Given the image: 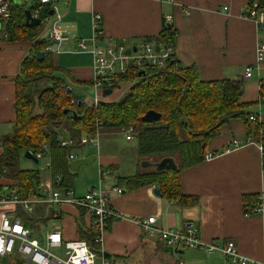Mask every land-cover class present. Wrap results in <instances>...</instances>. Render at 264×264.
<instances>
[{
  "label": "crops",
  "instance_id": "obj_1",
  "mask_svg": "<svg viewBox=\"0 0 264 264\" xmlns=\"http://www.w3.org/2000/svg\"><path fill=\"white\" fill-rule=\"evenodd\" d=\"M3 1L12 4L20 2L24 9L40 8L41 24L45 21L49 26L42 36L40 32V39L47 42L46 48L53 46L51 50L45 48L42 52L52 54L58 67H67L78 81L76 84L88 82L92 85L93 56L78 52V42L91 40L95 13L102 16L104 32V38L97 42L99 46L121 41L136 45L149 38L155 39L170 17L166 22L176 31L174 46L178 65L181 68L195 67L204 82L241 80L243 91L240 100L249 105L245 112L250 114L249 117L256 114L259 121L255 123L264 126V100L260 96L264 72L254 70L252 78L243 80L246 67L256 63L258 38L261 35L254 21L242 17L250 0H51L54 8L49 3L42 5L40 0H0ZM225 7L228 9L225 10ZM56 15L61 16L59 25L69 36L68 41L60 45L48 40L50 24ZM8 21L0 20V137L13 130L16 120L15 80L24 60L33 54L31 42L5 40L4 30ZM86 63L88 66L83 65ZM60 77L61 86L67 88L68 84L61 74ZM248 135L249 130L243 119L230 120L221 127L219 136L208 142L207 152L218 153L217 156L181 173L182 195L198 198L199 204L196 206L182 207L180 203H172L175 199L157 196L154 190L158 187L155 185L137 190L123 187L122 195L108 190L118 218L107 223L103 241L99 243L101 253L108 256L112 264H228L222 255H208L198 250L166 249L157 235L144 233L139 224L154 216L159 229L182 230L196 225L200 228L202 241H233L244 256L264 263V211L260 215L244 214L243 199L248 195L260 197L264 208L263 153L260 145L252 139L251 142L247 141ZM234 140L242 144L228 151ZM109 141L114 142V139L109 137ZM126 141L132 142L133 139ZM90 149L93 151L88 152ZM95 150L85 147L78 156H97L96 162L88 167L98 163L99 187L106 183L111 188L116 184L117 177H132L148 172L154 168L143 167L142 163H158L163 159L157 157V161H152L151 158L144 160L136 157L129 166L130 172L121 173V165L115 156H101ZM2 153L0 145V156ZM33 154L38 162L42 160L38 152ZM24 158L35 163L26 158L25 153L21 157L22 168ZM44 164L39 169V192L43 197L32 196L29 199H46L52 193L54 177L51 170L44 169ZM23 169L34 170L31 167ZM77 172H72V186L64 184L63 187L76 190L73 179ZM107 175L113 176L109 182ZM16 185L15 181L0 174V195L17 194ZM90 189L97 188L88 187L84 193ZM3 211L19 218L40 239L47 232L59 229L65 240H81L85 232L80 229L94 230L92 216L70 204L51 205L43 202L30 209L19 204L0 205V214ZM0 264L28 263L23 258L15 257L0 258Z\"/></svg>",
  "mask_w": 264,
  "mask_h": 264
},
{
  "label": "trees",
  "instance_id": "obj_2",
  "mask_svg": "<svg viewBox=\"0 0 264 264\" xmlns=\"http://www.w3.org/2000/svg\"><path fill=\"white\" fill-rule=\"evenodd\" d=\"M250 2H258L264 7V0ZM11 10L12 17L4 30L8 35L5 40L31 42L33 52L22 63L15 80L16 120L13 130L0 137L3 148L0 174L16 182L20 199L43 197L39 192L41 170H26L20 165L25 153H37L47 144L52 176H61L63 185L72 186L70 155L83 149V137L98 132L101 135L103 130L122 132L133 128L141 158L172 157L177 165L176 169H152L132 177H117V185L131 190L155 185L163 198L180 199L182 207L196 206L199 199L182 195L181 173L205 162L208 142L218 137L221 127L232 119H243L249 138L262 146L264 168V126L250 121V114L245 112L249 105L240 100L241 80L204 82L195 67L176 70L177 62L174 61L163 69H149L147 76L134 84L119 102L72 103L75 99L65 94L60 74L73 82L78 81L69 70L55 64L52 54L44 52V58L37 60L36 54L45 51L47 42L40 39L39 27L26 26L23 6L14 3ZM175 38L176 31L166 21L160 35L155 37L162 43H174ZM137 77L138 71H131L120 80L130 81ZM260 96L264 100V81ZM149 112L158 113L160 119L146 122L144 118ZM63 138L70 139L72 145L63 148L60 145ZM243 202L245 216L257 215L251 208L260 203V197L248 195ZM80 231L85 232L81 240L87 241L92 251L110 259L101 253L100 244L95 242V230Z\"/></svg>",
  "mask_w": 264,
  "mask_h": 264
},
{
  "label": "built area",
  "instance_id": "obj_3",
  "mask_svg": "<svg viewBox=\"0 0 264 264\" xmlns=\"http://www.w3.org/2000/svg\"><path fill=\"white\" fill-rule=\"evenodd\" d=\"M41 4H50L54 8L51 0H40ZM12 3L10 1L0 2V20L8 21L12 17ZM228 7H225V10ZM40 8H35L32 15L35 18L40 17ZM244 19L254 21L258 30L261 32L257 44V58L254 65L246 67L243 80L253 77L254 70L258 73L264 72V7L258 2H250L242 16ZM170 17L166 19L169 21ZM61 16H54V20L50 24L48 40L54 45L68 41L69 36L60 27ZM102 16L95 13L92 18L93 35L89 42L80 40L78 42V52L90 53L93 56L92 67V85L98 90L93 105H98L102 101L101 91L109 89L111 95L115 92H121L123 95L138 81L139 72L145 70L148 72L151 68L163 69L169 62L176 60V50L174 43H162L153 40H143L141 43L133 45L126 41L115 42L113 44L99 46L98 40L104 38L102 30ZM7 33L4 38L7 39ZM52 47H47L51 50ZM181 67L177 63L176 70ZM131 71H138V77L135 80L121 81L120 78L127 75ZM147 76V75H146ZM63 87V86H62ZM65 88V87H63ZM65 94L70 96L71 90L65 88ZM110 95V96H111ZM109 97V96H107ZM73 100L72 103H75ZM250 121L258 122L256 114L250 116ZM133 128H130L127 140L132 139ZM251 142L249 138L247 140ZM83 149L90 147L99 149L100 133L88 135L82 138ZM242 142L234 140L227 149L232 150L240 146ZM258 144V143H257ZM60 145L65 148L72 145L70 139H64ZM260 145V144H258ZM261 149L262 146L260 145ZM82 149L75 150L70 155V160L77 159ZM218 153H207L205 161L217 156ZM38 155L45 161L44 169L51 170V158L48 145H44L43 149L38 151ZM6 173V171H4ZM63 179L61 176H55L53 182V190L51 195L46 198H34L22 200L17 194L10 196L0 195V205L19 204L25 209L32 206L47 202L53 204H70L84 210L92 216L93 228L95 230V242L101 243L107 228L109 220L118 218V214L110 200L109 193L98 192L97 189H90L88 192L80 195L73 188L63 187ZM110 193L122 195L124 190L121 186L114 184L110 189ZM179 203L180 199L172 203ZM254 214L260 215L264 208L260 199V203L251 208ZM157 218L149 217L139 222L144 233L157 235L168 250L176 251L178 249L198 250L208 255H222L228 264H264L256 260L244 256L238 246L233 241L213 240L208 243L202 241L200 236V228L196 225H190L184 229H159L156 227ZM64 251L63 256L54 253L53 250ZM20 257L28 264H112L110 260L102 255L98 256L92 251L88 242L85 240H65L59 229L47 232L43 238H37L33 235L32 230L28 228L22 221L9 214L6 211L0 214V258L14 259ZM180 264H183L182 262Z\"/></svg>",
  "mask_w": 264,
  "mask_h": 264
},
{
  "label": "rangeland",
  "instance_id": "obj_4",
  "mask_svg": "<svg viewBox=\"0 0 264 264\" xmlns=\"http://www.w3.org/2000/svg\"><path fill=\"white\" fill-rule=\"evenodd\" d=\"M40 27L41 36L45 31L48 30L49 26L48 24L43 21V24ZM48 26V27H47ZM139 44V43H137ZM65 59H68L65 57ZM68 64V62H67ZM84 66H88V63L83 64ZM63 68V67H62ZM83 68V67H81ZM63 69L69 70L67 67H64ZM84 69V68H83ZM61 76L64 78V81L66 84H68V89L71 90V95L74 97V99L78 102H83L86 104H92L95 101L96 94L98 90L93 86L90 85V83H73L69 82V80L61 74ZM108 95H104V91H101V97L102 101L104 102H114V101H121L123 99V94H120V92H115L113 95L107 97ZM130 134L127 131H111V130H103L101 131L100 135V145L99 149H96L95 151L101 156H115L118 159V163L121 165V173L130 172L129 166L134 163V159L137 157L139 158V147H138V141L133 137L132 135V142L126 141L127 135ZM109 137H112L114 139V142L109 141ZM93 150L90 149L88 152H92ZM141 158V157H140ZM157 157H152V161H157ZM143 159V158H142ZM146 160V159H144ZM45 163L44 160H40V162L32 163L30 161L23 160L22 166L23 168L31 167L33 169H40L41 166ZM141 164V163H140ZM98 163L94 165V167H88L84 166L82 167V170H79L77 174L75 175L73 182L74 186L76 188V191L78 194H83L88 187H96L98 192L106 193L110 189V185L103 184V187L100 186V176H99V167H97ZM127 170V171H126ZM107 170L105 169V172ZM151 171V170H148ZM47 175V173H44ZM119 174V172L117 173ZM48 176V175H47ZM108 181H110V178H112V175H107ZM11 194L7 195L10 196ZM54 253H57L58 255L63 256L65 254L64 251H58L53 250Z\"/></svg>",
  "mask_w": 264,
  "mask_h": 264
},
{
  "label": "water",
  "instance_id": "obj_5",
  "mask_svg": "<svg viewBox=\"0 0 264 264\" xmlns=\"http://www.w3.org/2000/svg\"><path fill=\"white\" fill-rule=\"evenodd\" d=\"M32 1H34V0H32ZM18 4L20 6H23L20 2ZM25 17H26V21H25L26 26L30 27V28H37L40 26V24L42 22V19L33 17L32 11L30 9H25ZM36 58L38 61H41L44 58V53L38 52L36 54ZM146 75H147V72L145 70H142L139 72V77L144 78V77H146ZM105 94L110 95L111 90H109V89L105 90ZM81 103L82 102H79V104H81ZM66 113H67V111H66ZM160 117L161 116L156 112H149L145 116L144 120L146 122L150 123V122L158 121L160 119ZM26 158H28V159L36 162V163L38 162L37 158L35 157V155L32 152H27ZM96 160H97V156L95 154L92 155L91 157H87V158L78 157L77 159H74L69 163V167H70V170L72 172H77L81 167L90 166L91 164L96 162ZM142 166L143 167H153L154 169H157L160 171L167 170L169 168H174V169L177 168L175 159L172 157H165L158 163L144 162V163H142ZM154 192L157 196H161V193H160L158 188H155Z\"/></svg>",
  "mask_w": 264,
  "mask_h": 264
}]
</instances>
